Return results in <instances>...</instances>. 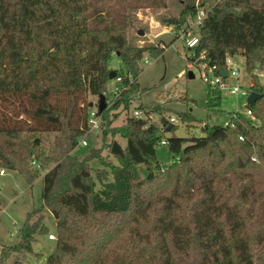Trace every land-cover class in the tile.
Segmentation results:
<instances>
[{"label":"trees","instance_id":"16d2710c","mask_svg":"<svg viewBox=\"0 0 264 264\" xmlns=\"http://www.w3.org/2000/svg\"><path fill=\"white\" fill-rule=\"evenodd\" d=\"M194 1L184 6L176 29L195 16ZM201 1L212 10L199 29L194 60L203 54V62L221 72L228 58L241 55L249 90L259 95L247 104L255 120L238 113L229 126L168 138L174 161L162 166L157 147L164 129L135 117L112 128L109 110L129 109L139 89V61L165 51L128 40L139 5L166 8L165 0H0V100L25 98L30 110L23 112L36 126L0 128V167L29 184L39 171L31 173L27 163L50 167L40 208L27 215L18 243L2 252L0 264L12 254L34 253L38 237L50 232L46 210L57 237L46 264H264V82L256 73L264 71V0ZM113 56L125 70L111 68ZM113 71L132 79L117 85L119 98L100 113L101 133L123 138L125 157L112 165L97 152L103 168L94 170L71 155L89 129L88 103L83 127L73 120L83 96L107 94ZM210 90L208 108L217 109L221 93ZM180 119L188 126L197 121L190 112ZM44 131L65 134L49 155L34 153L38 139L15 144L22 133Z\"/></svg>","mask_w":264,"mask_h":264},{"label":"rangeland","instance_id":"374dc122","mask_svg":"<svg viewBox=\"0 0 264 264\" xmlns=\"http://www.w3.org/2000/svg\"><path fill=\"white\" fill-rule=\"evenodd\" d=\"M197 1L199 2V0L194 2L197 3ZM165 2L166 8L151 7L148 6L149 4L139 5L131 16L134 19V27L128 31V40L131 45L153 50L154 48L160 50L162 47H166V49L158 57H153L151 53L144 54V58L138 63L141 72L138 78V92L134 97L132 96L128 110L123 107L115 111L109 110L111 112L109 121L112 122V128L122 127L128 117H134V112L138 109L145 115V119L146 116L150 117L151 115L150 122L164 129L163 138L165 140L175 136L179 138L200 136L202 127L224 126L235 113L245 114L248 100L240 95L232 96L222 92L220 106L217 109L208 108L210 88L202 80V75L205 73L202 56L194 60V49H189L181 37L171 44L175 37L179 36V29H176V25L184 6L190 3V0H165ZM139 31H143L144 35H138ZM232 62L239 70V77L229 78L228 83L243 89L249 88L251 79L245 68V59L239 55L235 56ZM110 66L115 71L125 70L124 62L118 56L112 57ZM256 73L259 76V82L263 83L264 71L258 69ZM190 74L193 75V78L190 77ZM210 76L213 75L210 74ZM116 87L115 80H111L107 87V94H105L106 110L112 109L115 104L113 101H116ZM82 98L83 100L79 103L80 112H77L73 120V125L78 127L84 125L80 116L85 111V104L94 103V110L99 109L98 96L86 94ZM109 101L112 102L109 103ZM27 109L30 110V105L25 98L11 96L6 99L3 97L0 100V128L28 129L31 126L36 127L33 119L23 112ZM183 112H190L197 121L188 126L180 119V114ZM172 118L176 119V123L170 122ZM165 122L174 125L176 130L172 131L171 125H165ZM45 126L40 124L38 127L44 128ZM101 132H90L88 129L86 135L82 137L86 139L88 146L78 144L71 153L72 156L87 161L94 170L103 168L100 164L102 159L109 158L112 165H119L116 156L111 154V148L115 141L124 149L126 147V141L120 136L113 137L109 134L105 138ZM64 137V132L22 133L15 140V144L21 145L23 142H27L30 146L35 139H38L39 146L34 153L37 155L44 150L49 155ZM20 147H16L15 151H19ZM97 152L101 154L102 159L98 158ZM157 160L162 166L173 163L174 160L167 145L161 144L157 147ZM27 168L31 173L39 171V176L32 184H29L17 171L5 169V176H0V258L2 252L8 250L7 247H13L18 243L19 231L27 215L41 206L43 176L50 167L38 170V164L29 165L27 163ZM2 169L4 167H0V172ZM158 185L161 186L160 183ZM170 189L171 187H168L164 191L169 192ZM45 217L46 225L50 231L48 236L38 237V241L34 245V253L12 254L8 264L17 260L22 264H46L47 258L53 252L57 237L53 215L46 210ZM50 235H53L54 238L50 239ZM120 245L126 246L125 244Z\"/></svg>","mask_w":264,"mask_h":264},{"label":"built area","instance_id":"2783aa9c","mask_svg":"<svg viewBox=\"0 0 264 264\" xmlns=\"http://www.w3.org/2000/svg\"><path fill=\"white\" fill-rule=\"evenodd\" d=\"M211 7L212 6L207 2H202L201 0H199V2L197 1V3H196V9L197 10H196L195 16L193 18L189 19L187 22L180 25L179 37H181L185 40L189 49H195L199 45V43H200L199 29L202 26L206 17L208 16L209 12L212 10ZM201 56L203 58V54ZM232 59L233 58H228L226 60L225 69H227L230 73V75L227 78H223L220 75V72H218L217 66L209 67L207 64H205L203 62V65H205V73L202 75V80L213 91H218L220 93L226 92L227 94H230L232 96L240 95L242 97H246L248 100V102H247V104H248V103H250L249 97L251 94L249 88L243 89L240 86H232L228 83L229 78H238L239 77V70L234 66ZM146 62H147V60H146ZM210 74H212L213 76L211 77ZM125 77H129L130 79H132L131 74H128L127 72H125L122 75H117L114 80L117 83V85H119L120 83H122V81ZM118 94H119V89L117 86L115 89L116 101L119 98ZM116 101H113V104ZM111 102L109 101V103H111ZM237 114L238 113L234 114L235 118L237 117ZM244 115L246 117L251 118L252 120H255L253 112L251 109L247 108L246 113ZM134 117L136 119H145V115L138 109L135 110ZM146 119L147 120L152 119V116L151 115H150V117L146 116ZM170 122L176 123V119L172 118V119H170ZM102 124H103V117L100 116L99 109L94 110V108H89L88 117H87V125L89 128V131L95 132V133H100L102 131ZM229 124H230V121L226 122L224 124V126H229ZM147 128H148V125L145 126V129H147ZM240 139L243 140L242 137H240ZM161 144L168 145L167 139L166 140L163 139ZM79 145L88 146V143H87L85 138H81L79 140ZM176 160H179V158H176ZM4 175H5V171L1 170L0 176H4ZM49 237H50V239L54 238L53 235H50Z\"/></svg>","mask_w":264,"mask_h":264},{"label":"water","instance_id":"95a60500","mask_svg":"<svg viewBox=\"0 0 264 264\" xmlns=\"http://www.w3.org/2000/svg\"><path fill=\"white\" fill-rule=\"evenodd\" d=\"M138 35L143 36L144 32L139 31ZM116 75H117V73L115 71H113L110 74V79L111 80L115 79ZM220 75L223 78H227L230 75V73L227 69H223L220 72ZM190 77L193 78V75L190 74ZM258 97H259V95L257 93H251L250 97H249V102L254 103L258 99ZM98 98H99V113H103L107 109L106 96H105V94H102V95L98 96ZM93 107H94V103H90L89 108H93ZM111 154L113 156H116V157L124 158L125 157V150L117 141H115L112 145V148H111Z\"/></svg>","mask_w":264,"mask_h":264},{"label":"crops","instance_id":"0c3cea01","mask_svg":"<svg viewBox=\"0 0 264 264\" xmlns=\"http://www.w3.org/2000/svg\"><path fill=\"white\" fill-rule=\"evenodd\" d=\"M5 176V175H4Z\"/></svg>","mask_w":264,"mask_h":264}]
</instances>
